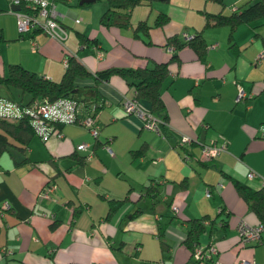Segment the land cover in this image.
<instances>
[{
	"label": "crops",
	"instance_id": "obj_1",
	"mask_svg": "<svg viewBox=\"0 0 264 264\" xmlns=\"http://www.w3.org/2000/svg\"><path fill=\"white\" fill-rule=\"evenodd\" d=\"M93 1L51 0L53 17L65 29L60 40L40 30L4 35L0 27V73L18 62L58 79L62 56L74 54L91 73L76 81L78 111L90 110L94 103L99 125L93 137L79 123H61L58 137L50 133L40 138L33 132L22 148L14 142L0 153V201L8 203L0 212V264H187L190 251L181 238L187 220L203 214L213 226L199 234L197 244L211 242L214 251L196 264H264V225L260 243L240 241L238 220L254 224L257 217L231 182L233 178L253 188L264 183V23H238L228 40L226 24L202 26L201 10L226 14L244 0H150L128 9L127 24L105 25L100 15L106 3ZM73 2L81 8H72ZM158 10L169 19L149 26L144 42L132 27L138 19L150 24ZM71 23L80 26L73 29ZM198 29L205 42L202 57L183 44L173 50L177 59L167 62L159 91L166 116L160 132L124 112L120 100L132 88L120 76L92 79L96 69L108 65L166 60L172 49L164 45L166 35L190 36ZM76 30L86 41L77 39ZM8 47L14 52L5 57ZM237 85L246 94L239 100L234 99ZM5 88L9 94L0 99V112L20 108L29 96L23 102V92L14 99ZM138 105L146 109L148 104L139 100ZM181 133L198 144H178ZM211 140L224 141L225 149L199 160L200 143ZM80 141L86 148L74 147ZM140 146L143 150L137 152ZM83 155L88 156L78 162ZM248 169L254 171L251 177ZM49 177L57 183L53 199L38 198L37 190ZM152 185L155 196L145 192ZM107 198L122 199L109 214ZM169 203L177 204L176 213Z\"/></svg>",
	"mask_w": 264,
	"mask_h": 264
},
{
	"label": "trees",
	"instance_id": "obj_2",
	"mask_svg": "<svg viewBox=\"0 0 264 264\" xmlns=\"http://www.w3.org/2000/svg\"><path fill=\"white\" fill-rule=\"evenodd\" d=\"M106 6L100 15V22L107 25V24H115V25H125L128 23L127 14L128 9L136 4L142 3H149L150 0H104ZM220 4H222V0H214ZM85 3H82L84 5ZM22 6V5H21ZM204 15V20L202 26L209 25V24H226L229 28L227 39L230 40L231 30L233 27L241 22H250L253 20H258L253 25L264 23V0H254L249 2L248 0H244L242 3H239L235 9L230 10L228 13H222L220 10L215 12H209L201 10ZM169 17L166 12L158 10L153 15L151 23H147L144 19H138L132 27V31L135 35L141 36L144 42H148L147 39V29L149 26H162L168 21ZM15 22V21H14ZM16 29V28H15ZM32 30H38V28H33L25 31L26 32ZM76 37L79 41H86V37L82 35L79 31H75ZM20 34V33H19ZM1 38V35H0ZM183 44L187 45L193 53L198 58H201L203 52L205 50V42L201 36L200 29L196 30L193 34L188 36L187 38L179 37L178 35L171 33L165 36L164 45H172V49L169 53L168 59L163 61H153L151 65H144V66H115V65H108L101 69H96L92 73V79L95 82L96 80H105L111 74H116L120 76L125 84L128 87H131L132 92L130 97H133L136 101L137 105L139 100H144L147 102V108L144 109L148 113L153 116L158 117L161 121L165 122V113L163 108V103L159 96L160 91V82L163 77L167 73V62L169 59H177V55L174 49L179 48ZM66 63L63 65V70L58 79H53L46 77L40 73H37L33 70H29L23 67L18 62L8 63L6 65V69L4 73H0V83L4 86H14L19 89L20 92H27L28 98L23 104L20 105V111L17 115L12 118H6L3 115H0V153L7 148V146L11 143L17 142L19 148L23 147V144L30 138L33 134V131L30 126V114L24 110L26 106L33 100H40L42 97H46L49 100L56 99L62 96H69L76 101L78 105V94H77V79L83 76L90 75L91 73L89 70L77 60L74 54L66 52ZM92 107L90 110L85 107L82 112L78 111V107L75 109V116L76 120L70 121L74 123H79L80 119L84 115H90L94 118L95 122V133H91L87 126H84L87 131L95 137L99 125L96 121V105L92 103ZM139 106V105H138ZM126 112V111H124ZM54 130L50 133L55 135V132H59L57 127L61 123L67 122H58L54 121ZM160 132V129H159ZM60 133V132H59ZM55 135V136H60ZM194 138H190L188 142L178 144L182 146H186L190 143H197V140H193ZM214 141V140H212ZM215 142V141H214ZM85 143L83 147H77V144ZM203 142L200 143V145ZM75 144V148L84 149L86 148V142H78ZM106 148V145H105ZM200 148V146H199ZM143 150L142 146H140L136 151L141 152ZM88 155H83L82 158L78 160V162H82V159H85ZM187 153L183 151L182 158H186ZM213 157V156H212ZM210 157V158H212ZM199 160L206 161L208 159H200L197 155ZM209 158V159H210ZM60 171V169H59ZM61 172V171H60ZM231 182L236 190V192L243 198L245 201L246 206L252 210L256 217L257 222H260L264 225V184H261L258 187H250L249 185L237 181L236 179L231 178ZM152 184L154 182H151ZM48 184H52V189L48 191L46 196H40L39 190L45 188ZM57 187V183L52 177L47 178L44 183L40 186L37 190L36 196L38 198L43 199H53V191ZM145 192L150 194L151 196L156 195V189L152 186H146ZM115 200V201H114ZM122 199H112L107 198V214H109L113 210V205L116 202H119ZM5 201V200H2ZM0 201V212L1 209L8 207L2 206ZM172 204V203H171ZM170 205V203H169ZM77 212L76 209L72 208V214ZM176 213V212H174ZM207 220L204 223L202 220ZM188 225L185 228L184 235L181 238V242L189 248L191 252L192 245L197 243V238L199 234L205 229L211 230L213 224L212 218H208L207 214H203L199 217L190 218L187 220ZM53 225V224H52ZM157 234H161L157 232ZM164 242L160 241L159 244L163 247L165 244Z\"/></svg>",
	"mask_w": 264,
	"mask_h": 264
},
{
	"label": "built area",
	"instance_id": "obj_3",
	"mask_svg": "<svg viewBox=\"0 0 264 264\" xmlns=\"http://www.w3.org/2000/svg\"><path fill=\"white\" fill-rule=\"evenodd\" d=\"M7 7L6 11L11 12L15 16V28L19 33L25 32L29 29L38 28L44 34L52 36L57 40H60L65 35L64 26L58 23L52 13L51 0H6ZM10 4H17L18 7L13 9ZM22 5V6H21ZM234 9V7H232ZM79 18L74 17L73 20L77 21ZM184 38H187L189 35L183 32ZM214 43L208 44L207 46H213ZM71 53L70 51H66ZM65 52V53H66ZM262 52H259L258 55H261ZM97 55L99 53L97 52ZM62 63H66L65 54L61 58ZM246 94L243 88L240 85L236 86V93L234 96L235 100H239L244 97ZM121 105L124 111L127 113H134L141 120V125L143 127L152 129L156 132L159 131V123H164L158 117L151 115L144 109L140 108L133 97L122 96ZM77 108L76 101L69 96L58 97L53 100H49L46 97H42L40 100L31 101L24 110L30 114V126L32 131L39 136L40 138H45L50 132L54 130V121L58 122H70L76 120L75 109ZM20 111V108L9 109L4 112H0L4 116H14L17 115ZM78 119V118H77ZM79 120V119H78ZM77 121V120H76ZM80 122L87 126L91 133H95V122L94 118L90 115H84ZM56 129V128H55ZM59 132H55V135H59ZM260 135L264 137V125L261 126ZM190 136L184 133H181L178 137V141L182 144L190 140ZM85 143L77 144V147H83ZM106 149L108 147L106 146ZM225 149V142H214L210 141L207 143H202L199 148L198 156L200 159H209L212 156H215L220 151ZM254 174L252 169H248L246 172L247 177H251ZM263 183V181H262ZM264 184V183H263ZM52 184H48L45 188L39 190L40 196H46L48 191L52 189ZM207 194V192H206ZM2 206H7L6 201L1 202ZM170 208L173 212L178 211V206L175 203L170 205ZM207 222L206 219L202 220ZM237 234L240 241L243 242H255L260 243L262 240L260 238V231L262 229V224L256 222L254 224H249L243 219H239L237 224ZM214 251V246L209 242L205 246H201L197 243L192 245L190 252L189 263L187 264H196V262H204L210 258V253ZM191 259V261H190ZM243 263L249 264L250 260H241ZM252 262V261H251ZM211 264H222L218 260H213Z\"/></svg>",
	"mask_w": 264,
	"mask_h": 264
},
{
	"label": "rangeland",
	"instance_id": "obj_4",
	"mask_svg": "<svg viewBox=\"0 0 264 264\" xmlns=\"http://www.w3.org/2000/svg\"><path fill=\"white\" fill-rule=\"evenodd\" d=\"M98 1V0H96ZM96 1H93V2H96ZM104 1V0H102ZM105 2V1H104ZM80 5H77L76 3L73 2V5L71 6L72 8H81V6L79 7ZM137 6H141V5H138ZM7 7V3H6V0H0V27L2 29V32L4 35H6L7 33H15L16 30H15V16L14 14H12L11 12H7V11H3L2 9H6ZM71 27L74 28H79L80 26V23L78 24H74V23H71ZM69 30L72 31L73 33V29L71 28H68ZM9 41V40H8ZM4 43V40H0V44H3ZM78 45V44H77ZM6 51V56L7 57V54L9 52L10 55H13V52L14 50L12 49V47H8L5 49ZM80 52V49L78 50ZM8 88L11 90V95L12 97H14V99H18L19 98V92L20 91H17L15 93L16 90H19L17 87H14V86H8ZM24 94L21 96V100L24 102L25 101V96L27 94V92H23ZM8 90L5 88V86L3 84L0 83V99H3V97H6L8 98ZM2 101V100H1Z\"/></svg>",
	"mask_w": 264,
	"mask_h": 264
},
{
	"label": "water",
	"instance_id": "obj_5",
	"mask_svg": "<svg viewBox=\"0 0 264 264\" xmlns=\"http://www.w3.org/2000/svg\"><path fill=\"white\" fill-rule=\"evenodd\" d=\"M90 1H93V0H77V3H82V2H90ZM11 8L15 9L18 7L17 4H10Z\"/></svg>",
	"mask_w": 264,
	"mask_h": 264
}]
</instances>
